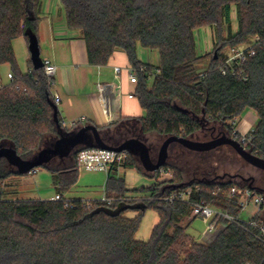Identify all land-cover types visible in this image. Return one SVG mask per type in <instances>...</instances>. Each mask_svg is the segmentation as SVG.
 Listing matches in <instances>:
<instances>
[{
    "label": "trees",
    "instance_id": "16d2710c",
    "mask_svg": "<svg viewBox=\"0 0 264 264\" xmlns=\"http://www.w3.org/2000/svg\"><path fill=\"white\" fill-rule=\"evenodd\" d=\"M61 2L68 27L79 30L86 41L91 64H107L120 49L127 53L136 71L135 95L145 115L122 119L120 126L127 127L125 123L131 122L142 134L201 140L198 135L211 130L213 122L224 123L232 136L234 118L253 109L258 121L248 132L249 150L264 157V0ZM41 6L42 0H0V65L10 64L14 75L8 84L0 81V146L13 147L23 158L33 157L59 135L53 116V78L43 68L35 69L31 58L30 70L23 73L13 46L19 36H24L28 44L30 33L38 38ZM233 6L236 30L232 27ZM203 26H211L214 31L217 53L210 56L200 51L195 36ZM254 37L260 39L255 54L245 62L247 78L223 74L224 49L251 42ZM139 46L158 51V64L139 59ZM208 56L209 63L199 67L198 63ZM58 118L64 130L73 129L62 123L60 113ZM233 137L241 141L240 134ZM176 146L194 152L179 142L170 148ZM85 147L78 145L68 156H55L40 166L50 171L56 193L63 194L78 181L77 154ZM123 166L159 176L158 171H145L130 152ZM164 167L173 170V176L134 189L146 194L136 200L128 197L131 189L118 175L116 165L107 174L104 190L112 199L110 203L101 198L20 199L8 195L5 180L27 173L0 158V264H264V242L256 236L253 225L223 219L210 241L198 240L182 223L191 216L190 204L160 199L175 189L192 186L193 199L203 198L238 216L242 211L240 195H231L230 188L248 184L226 176L186 181L181 166L167 161ZM150 207L157 210L160 219L150 240L137 239L141 217ZM129 208H137L139 216H126ZM262 211L250 220L262 221Z\"/></svg>",
    "mask_w": 264,
    "mask_h": 264
},
{
    "label": "rangeland",
    "instance_id": "374dc122",
    "mask_svg": "<svg viewBox=\"0 0 264 264\" xmlns=\"http://www.w3.org/2000/svg\"><path fill=\"white\" fill-rule=\"evenodd\" d=\"M232 27L233 30L237 25V14L236 7L233 6L232 11ZM224 34H227L226 25ZM212 35L210 43L214 41V31L211 26H203L195 31V36L198 42V46L201 52H203V44L206 42L208 37ZM249 43V42H248ZM248 43H243L235 47H240ZM16 50L18 56L23 58V54L18 49V44L15 42ZM233 47H226L224 49L225 53H228L232 50ZM120 50V49H118ZM214 42L212 45H209L207 49L209 56L212 52L215 51ZM158 53L156 50H150V53ZM28 50L24 55L28 54ZM29 55V54H28ZM44 56V52H43ZM209 56L204 58L198 66H205L209 63ZM44 58V57H43ZM8 70H12L10 64L0 65V78L3 84H8ZM154 76L150 77V80L153 81ZM79 118H66V127H71L72 121H78ZM235 119L234 127L237 128L241 124L243 119L248 121H253L254 124L258 121V115L253 109H247L241 116H238ZM231 123V120H229ZM127 127L121 126L113 128L116 133L111 143L117 144L118 140L123 138V140L130 137H141L145 139V142L150 146L151 155L153 158H157L158 151L165 137L160 136L155 133L151 134H142L138 125H132V123H125ZM213 128L208 131H202L198 138L201 140H209L210 133L212 130L216 134L220 131H225L227 135H231V131L228 126L224 123L213 122L211 123ZM131 126V127H130ZM107 132H105V135ZM223 134V133H222ZM107 136V135H106ZM143 136V137H142ZM206 138V139H205ZM121 140V142L123 141ZM170 163L174 162L177 165L181 166L184 170L185 180L189 181L190 179H199L207 178L213 179L221 176H226L232 179L237 183H246L252 185V187H262L264 189V170L254 166L253 164L247 162L232 146L223 145L220 148L209 150V151H189L182 148L172 147L169 150L168 159ZM143 169V168H142ZM173 171L171 174H161L160 177H152L146 175L138 167H124L123 165L118 169V175L124 177L126 180L127 187L131 189L128 192V197L131 199H137L141 196L146 195L143 192H136L134 189L150 186L155 181H161L164 179H169L173 176ZM244 177V178H243ZM255 177L256 180H254ZM107 180L106 171H97V170H87L82 167L79 169V178L75 185H73L68 191L65 192L66 198L82 197L84 199H100L104 195L105 184ZM7 193L10 197L20 198V199H37L39 195L44 198H50L51 195L56 193V188L53 185L52 175L49 170L43 167H37L35 172H28L24 175H13L5 180ZM264 195V192L261 193ZM257 211V206L254 201L249 202L242 209L238 218L243 221L249 220ZM125 215L128 217H137L139 216V210L137 208H129L125 211ZM264 217V209L262 211ZM191 217V216H190ZM160 217L157 210L153 207L147 208L144 214L141 217V222L138 231L136 232V238L144 241L151 239L153 229L158 223ZM190 218H188L189 220ZM206 230L205 222L199 218L194 217L189 225H187V231L196 239L201 240L204 237ZM212 237V236H211ZM208 239L206 238V241Z\"/></svg>",
    "mask_w": 264,
    "mask_h": 264
},
{
    "label": "crops",
    "instance_id": "0c3cea01",
    "mask_svg": "<svg viewBox=\"0 0 264 264\" xmlns=\"http://www.w3.org/2000/svg\"><path fill=\"white\" fill-rule=\"evenodd\" d=\"M39 16L38 39L41 56L51 59L57 65L52 91L59 95L60 100L57 105L63 119L85 116L87 120L84 124L94 123L97 126L104 127L102 131H106L113 136L116 134L113 128H116V126L117 128L121 127L122 119L145 115V110L135 95L137 83L131 82L129 78V73L134 69L125 51L116 50L105 65L91 64L88 58L86 41L79 30L68 27L66 12L61 0H42ZM236 29L237 25L234 30ZM211 38L212 35L203 44V53L208 52L209 45H212L213 42L210 43ZM15 42L18 44V49L22 52L23 58L18 56ZM13 46L20 70L23 73L28 72L31 66L30 51L26 38L24 36L17 37L13 41ZM26 50H28L29 55H24ZM138 57L155 65L159 61V53L152 54L149 49L142 46L138 47ZM116 66L121 68L119 74L115 72ZM10 71L8 70L7 76ZM7 82H10V79ZM100 82L119 84L120 94L116 97V91H113V89L108 90L106 104L104 97L100 95L98 90V83ZM149 82L152 84V80L149 79ZM130 93L134 96L130 97ZM254 125L252 120L243 119L237 129L242 133H247ZM62 195L66 198L65 192ZM36 198L49 199L40 195ZM66 199L84 198L78 196ZM188 218L190 219L188 220ZM193 218V216H188L182 223L187 227Z\"/></svg>",
    "mask_w": 264,
    "mask_h": 264
},
{
    "label": "built area",
    "instance_id": "2783aa9c",
    "mask_svg": "<svg viewBox=\"0 0 264 264\" xmlns=\"http://www.w3.org/2000/svg\"><path fill=\"white\" fill-rule=\"evenodd\" d=\"M259 37H254L251 42L248 44H245L240 47H233L231 51L228 53H225V60L221 65V72L223 74H226L228 72L232 73L235 76L247 78V74L244 69L245 62L255 54V45L259 41ZM43 69L47 76L51 79V84L54 85V77L57 71V65L49 58H43ZM143 69V68H142ZM115 72L119 74L121 72V68L119 66L115 67ZM8 78L10 81L14 78L13 73L10 71L8 73ZM130 81L133 83L138 82L136 71L133 70L129 73ZM1 81V78H0ZM2 83V82H1ZM53 87V86H52ZM118 88V93H117ZM116 91L115 96L117 97L118 94H120V85L114 82H100L98 83V90L100 95L104 97L105 102L107 104V92L108 90ZM52 94L55 98L56 103L58 104L60 98L57 93ZM130 97H133L134 94L130 93ZM87 118L85 116H82L78 119V121H72L70 128H75L79 125H84ZM236 122L235 120L233 121ZM62 123L66 125V120L63 119ZM240 134L241 135V143L243 146L249 150V144H250V138L247 133L240 132L237 128H233V135ZM232 135V136H233ZM254 153V152H253ZM254 154L258 155L257 152ZM129 155V151L123 150V151H116L106 148H100V147H85L81 149L77 154V161L79 168L82 167L87 170H97V171H106L107 174L109 173L111 167L116 165L118 168L127 161ZM259 156V155H258ZM264 158V157H263ZM37 168L33 169L32 172H35ZM158 171V177H160L161 174H171L173 170L166 169L164 166L157 169ZM197 190L199 187L196 188ZM193 191L194 188L192 186H185L182 188L175 189L171 191L168 194H165L160 197V199L168 202V203H175V202H186L190 204L191 206V216L193 217H199L201 218L205 224H206V230L204 237L201 239L203 241L208 239L207 241L211 240V235H213L220 226V223L223 219H229L232 221H236L240 224L243 222H247L250 225H253L256 228V236L264 242V219L260 222H252L250 219L247 221L240 220L238 216H233L230 213H228L225 210H222L218 207H215L211 204H209L205 199H193ZM231 195H240L239 203L242 209L245 207L246 204H248L251 201H254L255 205L257 206V211L264 209V195L259 192H254L252 187L249 185L247 187H241L238 184L231 185L230 188ZM151 199H154V197H149ZM51 199L54 200H60L64 199L63 195L60 193H55ZM108 203L112 201L111 198H108L105 195L101 198ZM68 200V199H66ZM68 205V203H67ZM254 214V215H255ZM253 215V216H254Z\"/></svg>",
    "mask_w": 264,
    "mask_h": 264
},
{
    "label": "water",
    "instance_id": "95a60500",
    "mask_svg": "<svg viewBox=\"0 0 264 264\" xmlns=\"http://www.w3.org/2000/svg\"><path fill=\"white\" fill-rule=\"evenodd\" d=\"M27 32L30 33L29 31ZM28 48L34 68H43V57L41 56L39 39L32 33H30ZM52 106L54 110L53 116L59 128V135L49 144L42 147L33 157L23 158L13 147L0 146V158H6L21 173H28L42 166L55 156H68L76 146L81 144L88 147H100L116 151L127 150L137 156L139 163L145 171L154 172L167 162L169 148L174 142H179L186 148L194 151H209L217 146L227 144L232 146L247 162L264 170V158L246 149L240 141L231 135L223 134L209 140H195L179 135H169L162 142L157 158H153L150 146L139 137H130L114 144L104 138L103 131L94 123H87L71 130H64L59 123V108L57 103L52 102ZM258 189L264 192V189Z\"/></svg>",
    "mask_w": 264,
    "mask_h": 264
},
{
    "label": "flooded vegetation",
    "instance_id": "af4514ba",
    "mask_svg": "<svg viewBox=\"0 0 264 264\" xmlns=\"http://www.w3.org/2000/svg\"><path fill=\"white\" fill-rule=\"evenodd\" d=\"M105 132L106 131H103V136H104V138H106V140L107 141H112L113 140V138H112V135H110L108 132H107V136L105 135ZM226 134V132L225 131H220V133H218V134H216V132L214 131V130H212V132L210 133V139H212V138H216V137H219V136H222L223 134ZM114 137V136H113ZM121 140H123V138H121V139H119L118 141H120L121 142ZM91 141V140H90ZM224 145H227V144H224ZM221 146H223V145H220V146H217L216 148H214V149H217V148H220ZM213 150V149H212ZM263 170V169H262ZM252 178H254V180H256V178L255 177H252ZM263 184H264V181H263ZM250 185V184H249ZM250 186H252V185H250ZM258 188V187H257ZM260 188H262L261 186H260Z\"/></svg>",
    "mask_w": 264,
    "mask_h": 264
}]
</instances>
